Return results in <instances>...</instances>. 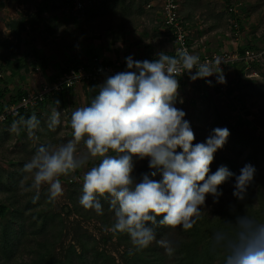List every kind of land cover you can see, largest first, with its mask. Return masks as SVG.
Listing matches in <instances>:
<instances>
[{"label": "clouds", "instance_id": "9594fccd", "mask_svg": "<svg viewBox=\"0 0 264 264\" xmlns=\"http://www.w3.org/2000/svg\"><path fill=\"white\" fill-rule=\"evenodd\" d=\"M125 59L127 71L107 76L92 89L95 95L90 103L72 111V138L36 148L23 165L21 183L31 181L26 191L34 192L33 203L39 201L46 186L47 200L52 203L64 194L62 177L82 180L80 206L103 216V200L114 214L105 231L127 234L130 256L153 243L172 256L176 251L173 240L158 239L156 229H193L203 218L207 197L211 195L219 203L224 194L220 186L233 177L232 195L245 201L257 170L249 164L236 175L222 165L212 172L210 166L227 144L229 129L217 127L204 142L194 143L196 136L187 114L176 107L181 75L188 74L193 82L203 79L209 86H214L208 79L213 76L216 83H226L221 57L201 62L199 55L177 49L175 55L161 51L151 61ZM54 103L46 121L51 132L63 124L60 102ZM21 129L32 139L42 130L41 120L35 113L21 117L10 131L19 133ZM145 159L153 171L138 179L134 174L137 162ZM89 162L93 166L82 177L74 175ZM158 173L162 178L153 179ZM223 221L225 227L213 234L214 246L224 253L223 264H264V220L247 210L236 215L235 221Z\"/></svg>", "mask_w": 264, "mask_h": 264}, {"label": "rangeland", "instance_id": "374dc122", "mask_svg": "<svg viewBox=\"0 0 264 264\" xmlns=\"http://www.w3.org/2000/svg\"><path fill=\"white\" fill-rule=\"evenodd\" d=\"M40 1L6 0V4L13 11L28 3L34 10H39L43 5ZM48 1L49 7L43 14L44 24L35 31L28 27L22 35L20 48L15 51L18 57L14 58V53L6 49L8 62L5 65L0 62V88L8 90L6 100L16 96L18 91H39L46 82L60 78L62 69L68 65L87 64L97 56L111 61L128 56L138 61L149 60L161 51H170L175 43L163 28L161 0H110L88 8L79 17L69 14L65 5L59 1ZM242 1L243 8L246 6V9L239 17L242 29L238 39L231 38L230 35L232 31L228 9L231 0H199L202 7L195 8L197 10L192 9L196 6L188 0H180V5L185 15L183 19H193V22H190L194 38L204 37L208 50L235 52L251 46L264 48V0ZM36 53L40 59L49 63L46 71L40 63L37 69H32ZM17 62L28 66L29 71L18 69ZM253 69L258 71V77H252L246 72L241 75L240 71L234 68L223 71L225 84L216 83L215 76L209 77L214 86H209L203 79L195 82L190 79L183 80L176 107L186 112V119L190 121L196 136L194 143L204 142L217 127L229 129L227 144L216 154L238 162L239 174L245 165L251 164L256 168L255 182L250 188L254 201L257 202L259 187H264V66L260 70L257 67ZM98 86H79L68 95L70 101L67 108L58 109L63 113V124L55 132L46 127L47 118L55 104H47L46 112L37 113L42 130H37L32 139H29L27 131L25 134L12 133V124L0 125V200L13 195L22 204H26L32 199L34 192L26 191L31 181L24 180L23 185L21 183L25 175L22 172L24 163L41 144L66 142L72 138L71 113L76 108L87 105L89 95L93 93L92 89ZM231 90H234V93L229 95ZM180 99L183 103L179 102ZM239 118L245 121H240ZM248 124L251 127H248ZM92 166L89 162L74 175L82 177ZM145 166L149 167L147 159L137 162L134 174L138 179ZM61 181L63 196L50 205L47 202L42 206H52L53 211L62 213L64 217L63 239L57 249L59 258H63L70 245L76 243V236L88 233L95 238L99 251L114 257L117 264H123L122 255L125 248L119 245L116 236L105 231L103 221L96 217L86 219L73 212L70 216L65 215L74 208L70 201L72 187L76 188L75 184L82 187V180L69 176L62 177ZM234 182L235 180L226 183L219 203H214L213 198H207L203 210L213 213L221 207L227 208L234 204ZM41 195L42 200L47 199L46 186L41 189ZM31 215L30 212L27 213L28 218ZM5 221L6 219H0V228ZM76 246L78 252H81L79 245Z\"/></svg>", "mask_w": 264, "mask_h": 264}, {"label": "trees", "instance_id": "16d2710c", "mask_svg": "<svg viewBox=\"0 0 264 264\" xmlns=\"http://www.w3.org/2000/svg\"><path fill=\"white\" fill-rule=\"evenodd\" d=\"M120 1L123 0H118V2ZM48 2V0H45L36 14L31 17H21L19 20L12 21L9 27L12 29L17 41L14 44H1L0 47L11 50L12 53H14V58L18 57L15 51L20 48L24 31H26L27 26L35 31L41 24H44L45 20L43 14L49 7ZM188 2L196 6L192 8L194 10H197L195 8L199 9L202 7L199 0H188ZM231 3L232 0L230 5ZM245 9L246 6L244 7V12ZM183 13L180 5V14L182 17L185 16ZM185 20L193 22L191 17H187ZM246 49L264 50V48L251 46L250 48H240L239 52L243 53ZM0 61L5 65L8 62V57L0 54ZM39 63L45 71L49 68V63L46 60L40 59V56L36 53V61L33 63L32 69H37ZM78 66L81 65H68L66 68L62 69L61 73L73 71V69H76ZM263 66L264 64L256 65L259 70L262 69ZM16 67L29 71V67L22 66V62H17ZM234 69L240 71L241 75L245 73L242 63L237 64ZM187 79L179 78V84L181 85L183 80ZM102 83L103 82L98 83V85ZM90 86L96 87V84ZM73 90L74 89H71L67 92L49 96L43 102H40L28 110L21 109L18 114L9 116L6 122L0 125L6 126L12 124L14 121H19L21 117L27 118L33 113L38 115L37 113L40 111L46 112L47 104L54 105V102L57 100L60 102L59 107L64 110L67 108L68 102L70 101L68 95L71 94ZM7 91L8 90L5 88H0V112H5L11 105L18 104L22 98L28 96L30 93H35L18 91L16 96L6 100ZM233 93L234 90H231L228 94L231 95ZM94 95V91L90 93L87 104L90 103ZM239 120L245 121L243 118H239ZM248 127L251 126L248 124ZM20 133L25 134L26 130L21 129ZM256 155L257 153L254 156L256 157ZM250 160H252V158ZM222 165L226 166L236 175H239L238 162L227 156L215 154L214 162L210 166L211 171L215 172ZM141 171H143L142 174H144L153 170L145 166ZM152 178L159 180L162 177L158 173L156 177ZM230 181H234V177ZM225 185L226 183L221 185L220 188L223 190ZM75 186L76 188L72 187L70 194V201L74 207L73 211L70 209L65 215L70 216L73 212L86 219L96 217L103 221L105 227L110 226L114 214L107 210V204L102 200V204H104L105 208V214L103 216H97L93 211L85 210L79 204L82 187L77 184H75ZM10 191H12V189ZM207 198H212V196L209 195ZM47 202V199L42 200V195L36 203H33L32 199H29L26 204H22L21 201L17 200L13 195H9L5 200H0V219H6L0 228V264H117L114 257L108 255L104 251H99L95 238L88 233L76 236L74 238L76 243L70 245L63 258H59L57 249L63 239L62 225L64 217L62 213L53 211L51 208L52 206H49L50 208H42ZM48 205H50V202H48ZM231 205L235 206L234 210L230 208V206L227 208L221 207L213 213L204 210L202 220L189 231H183L181 227H177L176 229H171L168 226L158 227L156 229L158 239L166 237L172 239L174 242L176 251L172 256H168L165 250L155 243L149 248L130 256L128 254V250L131 247L129 236L127 234L114 235L117 237L119 245L125 248V253L122 255L123 264H223L224 253L217 249L213 243L214 231L225 227L223 220L235 221L236 215H243L247 210L251 215L264 220V187H259L257 202L254 201L252 189L249 188L245 201L241 202L236 199L235 203ZM28 212L32 214L30 218L27 216ZM76 244L79 245L81 252H78Z\"/></svg>", "mask_w": 264, "mask_h": 264}, {"label": "built area", "instance_id": "2783aa9c", "mask_svg": "<svg viewBox=\"0 0 264 264\" xmlns=\"http://www.w3.org/2000/svg\"><path fill=\"white\" fill-rule=\"evenodd\" d=\"M65 5L69 14L74 17L83 15L90 7L110 1V0H56ZM132 1V0H125ZM161 9L163 16V28L174 39V45L170 51H166L169 55H175L177 49H187L191 54L199 55L201 62L209 61L216 56L223 59L225 63L221 64L223 71L234 68L237 64L244 65V72L250 73L252 77H258V71L254 70L257 64H264V50L246 49L240 53L235 52H212L207 49L205 38L196 39L192 33V25L189 21L183 19L180 14L179 0H161ZM243 1L232 0L228 9L231 23V38L238 39L241 34V24L239 17L243 14ZM149 8L151 6H148ZM33 8L29 5L20 8V12ZM36 12V10H35ZM34 13V10H31ZM157 57V56H156ZM153 57L149 61L156 59ZM142 61V60H141ZM220 67V66H218ZM126 60L115 59L107 60L100 56L93 58L90 63L78 66L73 71L65 72L60 78L46 82L39 92L30 93L22 98L18 104L11 105L5 112H0V124L6 122L9 116L16 115L21 109L28 110L40 102H43L47 97L57 93L67 92L79 86H90L92 84L104 82L106 77L114 75L118 72L127 71ZM178 78L187 79L188 74L179 76Z\"/></svg>", "mask_w": 264, "mask_h": 264}, {"label": "crops", "instance_id": "0c3cea01", "mask_svg": "<svg viewBox=\"0 0 264 264\" xmlns=\"http://www.w3.org/2000/svg\"><path fill=\"white\" fill-rule=\"evenodd\" d=\"M40 3H43V1L41 0ZM29 4L30 3L24 4V6L29 5ZM31 10H34V7L29 8L28 10L23 11V12H20V8L18 9L17 7L13 11L12 8L8 4H6V0H0V45L6 44V43L14 44V42L17 41L9 25L12 21L19 20L21 17H31L32 15L36 14V12L38 11V9L37 10L35 9L36 12L34 10V13H31ZM28 27L29 26H27V28ZM5 53H6V48L0 47V54L8 56Z\"/></svg>", "mask_w": 264, "mask_h": 264}]
</instances>
